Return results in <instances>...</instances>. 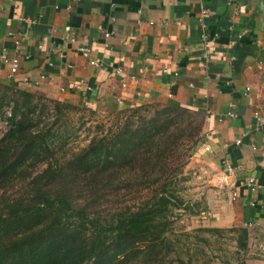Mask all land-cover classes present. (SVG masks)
I'll return each instance as SVG.
<instances>
[{"label":"crops","instance_id":"1","mask_svg":"<svg viewBox=\"0 0 264 264\" xmlns=\"http://www.w3.org/2000/svg\"><path fill=\"white\" fill-rule=\"evenodd\" d=\"M5 52L19 57L17 73ZM262 65L264 0H0V84L69 106L176 105L201 116L208 206L219 227L247 231L246 264H264ZM228 169L235 202L216 184ZM250 177L260 186L253 192Z\"/></svg>","mask_w":264,"mask_h":264},{"label":"trees","instance_id":"2","mask_svg":"<svg viewBox=\"0 0 264 264\" xmlns=\"http://www.w3.org/2000/svg\"><path fill=\"white\" fill-rule=\"evenodd\" d=\"M36 99L0 84V120L7 125L0 137V264H160L158 249L166 248V254L171 249L167 214L182 205L164 191L166 183L153 198L135 208L124 207L109 221L74 203L72 195L79 192L78 185L97 192L99 185L105 190L125 175L156 176V182L167 178L182 141L194 146L201 142L202 120L196 123L193 118L197 113L165 105L140 127H124L113 137L109 131L102 133L63 164L48 163L40 173L29 175L27 192L10 196L6 182L42 153L55 154L48 148L46 133L33 131L44 115ZM51 102L56 108L68 106ZM230 231L237 234L239 248L246 250L247 231Z\"/></svg>","mask_w":264,"mask_h":264},{"label":"rangeland","instance_id":"3","mask_svg":"<svg viewBox=\"0 0 264 264\" xmlns=\"http://www.w3.org/2000/svg\"><path fill=\"white\" fill-rule=\"evenodd\" d=\"M36 97L38 98L36 102L44 115L39 122L36 120L37 124L33 131L46 133L48 148L55 154L52 157L49 152L42 153L32 166L25 165L19 175L6 182L5 186L10 196H16L20 190L22 193L27 192L29 175L40 173L48 163L54 164L57 161L61 165L75 152L86 147L92 138H99L103 136L102 133L108 131L113 137L118 132L122 134L124 127H140L164 108L158 105H143L135 107L137 110L130 108L118 112L69 105L56 108L51 100L40 95H35ZM262 109L264 111V105ZM9 110L5 109L7 115ZM193 118L196 123L201 120L198 114ZM6 129L7 125L0 120V137ZM182 143L184 146H180L178 158L174 157V165L167 178L163 176L161 181L156 182V176L134 179L125 175L109 184L110 187L106 186L105 190H100L103 184L99 185L97 192H89L86 187L78 185L79 192L72 195L74 203L80 207H87L91 214L109 221L124 207L135 208L138 203L153 198L155 194L161 192L162 184L166 183L164 191L176 196L182 205L171 207L167 214L171 223L167 233L171 249L167 254L166 248L158 249L159 259H163L159 263L246 264V250L239 248L237 234L231 232V228L219 227V221L216 220L219 216L218 211L212 212L208 206L206 195L210 169L204 162L198 161L204 159L199 155V148L202 149L204 143L199 142L196 146L188 141ZM179 165L181 166L178 169ZM67 181L68 178H64L63 182ZM185 205L189 208H184ZM213 228L220 229L221 232L204 230Z\"/></svg>","mask_w":264,"mask_h":264},{"label":"built area","instance_id":"4","mask_svg":"<svg viewBox=\"0 0 264 264\" xmlns=\"http://www.w3.org/2000/svg\"><path fill=\"white\" fill-rule=\"evenodd\" d=\"M235 12H238V11L235 10ZM203 17H204V15L201 14L198 22H199V26H200L201 31H202V34H201L200 37H201L202 42L204 43V44H202L203 45V48H202V51H203L202 59L204 60V62H207V61H209V58H210V51H209V48L207 47L208 37L206 36V34L204 32V30L206 29V24L203 21ZM107 36H108V34H105V37H107ZM78 51L84 57L89 58V56H90V50L89 49L81 47V48L78 49ZM1 58H2L3 62L10 64V66H11L10 73L11 74L17 73L18 68H19V57L18 56L9 57L8 54L5 52L1 56ZM89 63L94 68H99L101 66L100 63H98L96 61H93V60H91ZM261 68H262V71L264 72V65H262ZM122 72H123L122 68H117L115 70V73H116L117 76L122 75ZM121 86L123 88H125L126 84L123 82L121 84ZM74 88L77 89V90L80 89L81 88V84L74 85ZM228 116L229 117H234V114L230 113V114H228ZM256 120L258 122H260L261 121V117L256 116ZM237 143H239V142L237 141ZM253 149H255V148H253ZM205 150L209 151V148L205 147ZM231 179H232L231 169H228L226 176H222V177H219V178L216 179V184L218 186H220V188H222V189L223 188L228 189L229 198H230L231 202H235L237 200V198H238V193H237L236 189L233 187ZM244 185L252 192L256 191L257 189L260 188V186L256 183V181H255V179L253 177L248 178L245 181Z\"/></svg>","mask_w":264,"mask_h":264}]
</instances>
